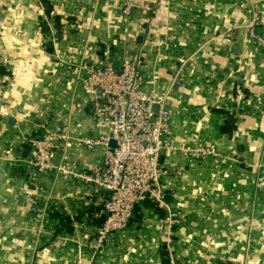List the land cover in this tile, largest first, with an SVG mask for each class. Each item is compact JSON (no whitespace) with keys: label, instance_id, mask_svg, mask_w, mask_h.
<instances>
[{"label":"crops","instance_id":"obj_1","mask_svg":"<svg viewBox=\"0 0 264 264\" xmlns=\"http://www.w3.org/2000/svg\"><path fill=\"white\" fill-rule=\"evenodd\" d=\"M253 11L264 34V0H0V264H264V47L242 30ZM138 53L145 89L168 93L173 141L219 155L163 152L179 225L160 231L165 212L143 203L99 245L103 193L80 175L103 155L76 142L97 133L76 69ZM60 124L74 139L53 159L66 173H39L23 143ZM49 206L72 231L54 233Z\"/></svg>","mask_w":264,"mask_h":264},{"label":"built area","instance_id":"obj_2","mask_svg":"<svg viewBox=\"0 0 264 264\" xmlns=\"http://www.w3.org/2000/svg\"><path fill=\"white\" fill-rule=\"evenodd\" d=\"M130 5L123 8L128 14ZM259 16L252 12L248 23L242 26L243 34L264 47V34L259 30ZM238 34L235 27L222 34V39L231 44ZM141 54L123 56L118 62L107 55L81 62L76 69V81L88 98L92 119L97 133L76 139L80 145L102 150L101 162L94 163L80 177L101 191L103 223L95 232V239L102 245L109 237L127 228L135 208L145 199L165 214L159 221L160 231H170L179 225L180 214L171 212L161 186L164 171L159 165L160 155L176 151L191 159H205L219 154L204 145L176 143L172 139L168 93H151L144 87L141 70ZM180 70L173 77L177 81ZM3 94L0 74V97ZM74 140L67 124L46 129L41 137L30 138L33 158L30 162L39 173L49 170L66 173L60 164H54L55 153ZM110 141L114 146L109 145ZM61 159H64L61 156ZM170 264H176L170 261Z\"/></svg>","mask_w":264,"mask_h":264},{"label":"trees","instance_id":"obj_3","mask_svg":"<svg viewBox=\"0 0 264 264\" xmlns=\"http://www.w3.org/2000/svg\"><path fill=\"white\" fill-rule=\"evenodd\" d=\"M46 11L49 12L48 9ZM99 53H102V50L99 51ZM101 56H103V55H101ZM101 56H98V57H101ZM42 134H43L42 132H38L35 134H31V135L27 134V138L23 143V147L26 149V152L33 151L32 146L29 142V139L30 138H39V137H41ZM138 207L139 206H137L135 208V211L137 210ZM55 209L56 210L52 209L49 206L48 211H47V217H46L47 220L51 219V218L56 220V225L54 227V233L55 234L59 233L62 230V228H64V230H66L67 232L72 231L71 219H70L69 215H66V214L60 212L59 209H57V208H55ZM136 215H138V214H135V216ZM104 219H105V214H103L100 217L99 226L103 223Z\"/></svg>","mask_w":264,"mask_h":264},{"label":"water","instance_id":"obj_4","mask_svg":"<svg viewBox=\"0 0 264 264\" xmlns=\"http://www.w3.org/2000/svg\"><path fill=\"white\" fill-rule=\"evenodd\" d=\"M109 145H110L111 147H113V146H114V142H113V141H110ZM143 203H148V200L145 199V200L143 201ZM165 263L167 264V261H165Z\"/></svg>","mask_w":264,"mask_h":264}]
</instances>
